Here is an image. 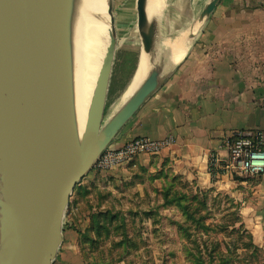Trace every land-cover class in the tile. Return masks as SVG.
Returning a JSON list of instances; mask_svg holds the SVG:
<instances>
[{
  "label": "water",
  "instance_id": "obj_1",
  "mask_svg": "<svg viewBox=\"0 0 264 264\" xmlns=\"http://www.w3.org/2000/svg\"><path fill=\"white\" fill-rule=\"evenodd\" d=\"M66 0H0V153L14 201L4 208L0 264H52L62 218L76 183L156 87L153 67L103 126L115 49L109 39L79 136L71 96L65 34ZM219 0H210L207 17ZM145 0H136L143 48L153 43ZM110 28L114 17L108 0ZM147 29L143 31L145 28Z\"/></svg>",
  "mask_w": 264,
  "mask_h": 264
},
{
  "label": "crops",
  "instance_id": "obj_2",
  "mask_svg": "<svg viewBox=\"0 0 264 264\" xmlns=\"http://www.w3.org/2000/svg\"><path fill=\"white\" fill-rule=\"evenodd\" d=\"M119 1L128 4L136 23V0ZM209 1L163 0L156 40L164 45L191 27L195 33L186 52L175 53L180 58L174 63L165 49L159 54L154 91L112 144L119 147L135 137L170 138L159 153L139 155L129 165L247 202L242 210L252 220L253 240L264 248V174L238 181L214 168L216 180L211 181L209 173L210 155L226 154L227 133L264 131V0H219L201 17Z\"/></svg>",
  "mask_w": 264,
  "mask_h": 264
},
{
  "label": "rangeland",
  "instance_id": "obj_3",
  "mask_svg": "<svg viewBox=\"0 0 264 264\" xmlns=\"http://www.w3.org/2000/svg\"><path fill=\"white\" fill-rule=\"evenodd\" d=\"M109 1L115 49L103 126L121 108L118 103L143 44L128 4ZM159 29L155 21L154 38ZM177 36L168 42L170 47ZM165 48L172 53V63L179 60L175 49L167 43ZM123 129L124 125L112 142ZM112 142L107 147L115 148ZM228 173L232 180L252 181L237 171ZM243 204L224 191L194 188L157 171L129 164L98 170L93 164L71 192L62 218V242L52 264H198L191 255L205 264H218L220 255L226 256L227 264H264V248L253 240L252 220ZM194 218H202L204 228Z\"/></svg>",
  "mask_w": 264,
  "mask_h": 264
},
{
  "label": "bare ground",
  "instance_id": "obj_4",
  "mask_svg": "<svg viewBox=\"0 0 264 264\" xmlns=\"http://www.w3.org/2000/svg\"><path fill=\"white\" fill-rule=\"evenodd\" d=\"M162 2L163 0H145L144 8L147 27L154 26V21L159 14ZM107 6L108 0L65 1V34L71 96L75 125L79 136L85 127L109 39L114 37V31L111 30L108 16L106 15ZM194 33L195 27H191L176 37L172 47L168 43L167 45L169 48L175 49L179 54L184 53ZM163 49L167 52L165 44L158 42L154 36L149 50H145L143 44L141 45L135 71L120 98L117 109L122 107L142 85L151 69H153L154 64L158 62L159 54L164 53ZM168 54L171 55L170 59L172 61V53ZM6 174V168L0 153V250L1 226L5 216L4 208L15 200L10 191Z\"/></svg>",
  "mask_w": 264,
  "mask_h": 264
},
{
  "label": "built area",
  "instance_id": "obj_5",
  "mask_svg": "<svg viewBox=\"0 0 264 264\" xmlns=\"http://www.w3.org/2000/svg\"><path fill=\"white\" fill-rule=\"evenodd\" d=\"M171 139L152 140L147 137H135L119 147H107L96 159L94 166L98 170L111 169L134 161L139 155H154L163 150ZM225 156L217 158L210 155L213 167L222 174L229 170L256 177L264 174V131H232L223 139Z\"/></svg>",
  "mask_w": 264,
  "mask_h": 264
},
{
  "label": "trees",
  "instance_id": "obj_6",
  "mask_svg": "<svg viewBox=\"0 0 264 264\" xmlns=\"http://www.w3.org/2000/svg\"><path fill=\"white\" fill-rule=\"evenodd\" d=\"M128 82H129V79H128ZM209 173L211 175V181H214L215 180L214 179L215 178V175H214L215 174V169L213 167V163H212L211 159H209ZM193 199H196V196H194ZM193 221L196 222L198 226H201V227L204 228V223L202 222V218H200V219L194 218ZM250 243H251V240H250ZM250 245L252 247V244H250ZM191 257L193 258V260H196V262H198V264H205V263H203V260L200 257H198V256L196 257V256H192V255H191ZM225 257L226 256H223V255L218 256V258H217L218 262H219L218 264H227L229 261ZM210 264H212V263L210 262Z\"/></svg>",
  "mask_w": 264,
  "mask_h": 264
}]
</instances>
